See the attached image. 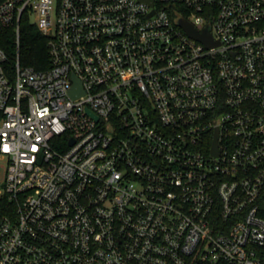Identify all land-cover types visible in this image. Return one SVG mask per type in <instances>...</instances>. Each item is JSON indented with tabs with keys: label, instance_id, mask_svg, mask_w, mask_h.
Wrapping results in <instances>:
<instances>
[{
	"label": "built area",
	"instance_id": "built-area-1",
	"mask_svg": "<svg viewBox=\"0 0 264 264\" xmlns=\"http://www.w3.org/2000/svg\"><path fill=\"white\" fill-rule=\"evenodd\" d=\"M24 13L48 67L0 48V264H264V0H0L16 44Z\"/></svg>",
	"mask_w": 264,
	"mask_h": 264
},
{
	"label": "trees",
	"instance_id": "trees-1",
	"mask_svg": "<svg viewBox=\"0 0 264 264\" xmlns=\"http://www.w3.org/2000/svg\"><path fill=\"white\" fill-rule=\"evenodd\" d=\"M18 43L12 27L0 29V48L6 54V65L10 66L17 59L22 66L35 70L48 67L46 37L30 21L27 13L20 16L18 23Z\"/></svg>",
	"mask_w": 264,
	"mask_h": 264
},
{
	"label": "water",
	"instance_id": "water-1",
	"mask_svg": "<svg viewBox=\"0 0 264 264\" xmlns=\"http://www.w3.org/2000/svg\"><path fill=\"white\" fill-rule=\"evenodd\" d=\"M179 22H180V24L186 29V31L188 32V34L189 35H191L192 37H194V38H196V39H198V40H202V41H204V43H206V44H209V40H208V36H207V33H203V34H201V33H196L191 27H190V25L188 24V23H186L185 22V20H183V19H180L179 20ZM79 83H78V81H76L75 80V85H78ZM70 92L72 93V94H74V93H76V92H78L76 89H72V90H70ZM213 150H215V143L213 142Z\"/></svg>",
	"mask_w": 264,
	"mask_h": 264
}]
</instances>
